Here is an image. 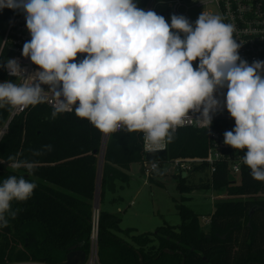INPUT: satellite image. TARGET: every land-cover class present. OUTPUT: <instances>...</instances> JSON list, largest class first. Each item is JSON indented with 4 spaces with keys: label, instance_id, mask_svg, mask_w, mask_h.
I'll use <instances>...</instances> for the list:
<instances>
[{
    "label": "clouds",
    "instance_id": "9594fccd",
    "mask_svg": "<svg viewBox=\"0 0 264 264\" xmlns=\"http://www.w3.org/2000/svg\"><path fill=\"white\" fill-rule=\"evenodd\" d=\"M4 8L25 13L31 39L22 56L37 67L26 76L7 59L2 66L16 81L0 82V108L48 103L53 119L74 111L106 135L140 132L150 153L171 143L179 127L210 129L226 108L235 127L224 132V144L244 151L251 177L264 182V61L240 57L233 24L203 12L194 25L176 14L169 24L137 0H0ZM26 171L33 174L32 164ZM36 187L16 175L0 183V228L20 211L12 202L27 201Z\"/></svg>",
    "mask_w": 264,
    "mask_h": 264
},
{
    "label": "trees",
    "instance_id": "16d2710c",
    "mask_svg": "<svg viewBox=\"0 0 264 264\" xmlns=\"http://www.w3.org/2000/svg\"><path fill=\"white\" fill-rule=\"evenodd\" d=\"M150 1L137 3L146 10ZM13 11L0 10V45ZM10 56L8 45L2 47L0 77L5 76L2 65ZM80 59L83 55H78L77 60ZM51 113L52 108L45 103L28 107L25 114L13 119L0 141V183L16 175L37 185L30 199L12 202V209L20 211L15 219L7 216L8 226L0 228V262L32 259L65 264L67 255L75 248L89 255L103 133L86 119L78 118L74 111L54 119ZM9 114L8 106L0 108V127ZM208 144L206 130L181 128L176 130L174 140L167 143L165 154L154 161L162 166L177 158L204 157ZM46 145H51V151L45 149ZM34 151L43 154L33 155ZM144 161L142 133L123 130L111 134L103 156L100 204L106 192L115 191L116 182L129 180L133 163ZM17 162H24L23 166L13 167ZM28 164L33 166L32 175L26 171ZM250 171L244 168L237 179L226 165H219L212 183L198 187L216 194L245 196L214 204L208 235L200 223L202 216L182 203L177 205L181 218L178 226L165 224L155 233L144 234L121 228L119 215L100 209V263L264 264V182L254 180ZM179 188L182 192L197 189L183 182Z\"/></svg>",
    "mask_w": 264,
    "mask_h": 264
},
{
    "label": "built area",
    "instance_id": "2783aa9c",
    "mask_svg": "<svg viewBox=\"0 0 264 264\" xmlns=\"http://www.w3.org/2000/svg\"><path fill=\"white\" fill-rule=\"evenodd\" d=\"M155 1L151 0L146 8L147 10H155ZM196 1V7L201 10V13L213 14L209 8L215 9L218 16L222 17L225 23H231L235 26L234 38L238 43H241L239 49V55L243 60H246L249 64L254 61H264V0H192L186 3L184 0H171L168 8L159 13V15L165 11L169 12V18L173 14L183 15L190 22L195 24V20H191L188 16L189 7L188 5ZM185 9V11H182ZM200 13V14H201ZM199 14V15H200ZM199 17V16H198ZM4 41H7L8 48L11 52L9 59H16L20 66L26 70L25 75L34 72L36 65H34L30 59L22 56V49L25 42L31 39L30 33L26 27L25 13L21 10H14L10 20L6 23ZM6 45V46H7ZM4 47V46H3ZM194 65H198V61L194 62ZM4 81H16L15 76H10L7 69L5 68V76L0 77V82ZM18 82V81H17ZM47 90V86H44ZM226 89L223 92L226 94ZM219 96V94H218ZM47 106L52 108L48 103ZM10 108V114L5 122L0 127V141L8 133L9 126L13 119L17 116L25 114L28 110ZM72 113V112H65ZM194 115H199L194 114ZM89 122V121H88ZM235 121L230 117L227 109L224 108L222 111L217 112L213 115V120L210 129L205 127H199L195 124L186 125L181 128H193L196 130H206L208 132V149L204 157L196 158H177L170 161L179 170L180 175H193L196 172H202L208 174V181L212 183L213 176L217 172L219 165H226L230 174L237 179L242 174L244 168H248L243 164L240 157L244 155V151L237 152L230 146L224 144V132L234 129ZM177 129V130H178ZM123 129L117 130L114 133H120ZM113 134V133H111ZM111 134H104L103 137H109ZM167 144L160 151H166ZM159 152V151H158ZM146 153H148L144 146V175L151 177L158 169V162L146 161ZM157 153V152H156ZM153 163L156 164V170L153 169ZM205 167V170H198ZM264 197V194L261 195ZM245 198L241 196H229L226 194H215L214 200H231ZM99 210L94 209L93 220H92V233H91V247L89 255L86 258L84 264H101L98 255V233H99ZM203 222L207 226L211 223V217H203ZM0 264H52L37 260H23V261H10L5 259Z\"/></svg>",
    "mask_w": 264,
    "mask_h": 264
},
{
    "label": "rangeland",
    "instance_id": "374dc122",
    "mask_svg": "<svg viewBox=\"0 0 264 264\" xmlns=\"http://www.w3.org/2000/svg\"><path fill=\"white\" fill-rule=\"evenodd\" d=\"M170 1L156 0L154 11L159 15L168 8ZM188 7L189 18L197 19L201 10L196 7V1L190 3ZM209 10L213 15H217L214 8L210 7ZM166 21L170 24L171 18ZM128 175L129 180L126 183L116 182L115 191L106 192L100 204L101 210L117 214L122 218L121 228L135 229L138 234H144L155 233L157 228L165 224L178 226L181 218L177 205L182 203L202 216L200 223L204 228L203 231L207 235L211 233L209 225L204 224L203 217L209 218L213 213L214 204L218 201L214 200L216 193L213 190L198 188L207 183V173L180 175L173 163L165 162L151 177L144 175L143 163H133ZM181 182L197 189L182 192L179 188ZM184 198L187 200L182 202Z\"/></svg>",
    "mask_w": 264,
    "mask_h": 264
},
{
    "label": "water",
    "instance_id": "95a60500",
    "mask_svg": "<svg viewBox=\"0 0 264 264\" xmlns=\"http://www.w3.org/2000/svg\"><path fill=\"white\" fill-rule=\"evenodd\" d=\"M186 3L191 2L192 0H184ZM166 20L169 18V12L165 11L161 13ZM107 136L103 137V143H102V148H101V153L99 157V167H98V179H97V188H96V195H95V201H94V209L95 210H100V182H101V176H102V166H103V156H104V150L105 146L107 143ZM165 154V151H159L157 153H146V161L147 162H152L156 159L157 156H161ZM26 246H27V241H26ZM166 253H172L169 250H165ZM86 254L84 251L76 249L70 252L67 255L66 263L65 264H84L86 261Z\"/></svg>",
    "mask_w": 264,
    "mask_h": 264
},
{
    "label": "crops",
    "instance_id": "0c3cea01",
    "mask_svg": "<svg viewBox=\"0 0 264 264\" xmlns=\"http://www.w3.org/2000/svg\"><path fill=\"white\" fill-rule=\"evenodd\" d=\"M107 212H109V211H107Z\"/></svg>",
    "mask_w": 264,
    "mask_h": 264
}]
</instances>
